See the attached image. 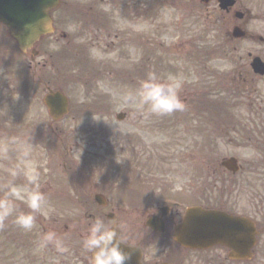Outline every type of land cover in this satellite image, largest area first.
<instances>
[{"label": "flooded vegetation", "instance_id": "flooded-vegetation-1", "mask_svg": "<svg viewBox=\"0 0 264 264\" xmlns=\"http://www.w3.org/2000/svg\"><path fill=\"white\" fill-rule=\"evenodd\" d=\"M101 1H106L109 5H114L115 2L112 0ZM137 1L138 7L142 11V13H137L138 19L142 21L138 31L122 29L114 14L93 13L95 17L90 22V27L93 33L91 48L96 50L93 58L95 67L110 70L121 69L128 61L127 51L130 48L139 51L145 49L146 3L141 0ZM233 1V4L227 8L222 7L218 0L186 1L182 4L185 14L174 19L172 23L179 33L171 45L172 51L180 55L176 58V64H183L182 67L187 69L201 67L197 74L203 87L201 94L195 95L190 92L185 97L181 96L185 110L171 114L174 125L169 127V130L174 139V149H176L175 157L172 155V159L180 162L181 172L188 180L201 181V205L204 207L205 125H195L189 117L193 114L205 117V20L207 27L215 26L216 33L219 34L218 45L221 61L228 63H231V60L234 61V67L228 73L235 85H238L242 97L239 103H235V106L238 105V109L220 111L222 119L220 134L231 136L233 133L237 137L240 136L239 138H245L244 141L247 143L238 141V146L243 144L258 148L264 140V89L258 86L259 82H264V75L258 73L257 66L252 64L255 56L259 55L264 60V51H259L257 44L258 41L264 43V25L259 27L258 24H264V0ZM120 5V3L117 4V6ZM191 6H198V8L195 10ZM88 8L101 11L94 3L89 4ZM210 22L213 24L210 25ZM233 29H236L240 36H234ZM99 51H102L101 56L98 54ZM199 53H203V55ZM183 59L185 61H182ZM32 65L31 58L29 63L27 61V71L24 72L23 69L18 71L19 77H15L10 86L8 79L0 77V110H3V107H8L10 103L21 108L23 97H25V106L29 112L31 111L33 103ZM223 72L218 80L222 98L227 94L226 70ZM190 99L191 101L194 99L193 105H187ZM190 106L191 108L188 109ZM194 107L199 109H194ZM231 119H234V125L229 124ZM140 144L144 145L142 142ZM129 153L128 151L124 176L126 181L130 182L133 179V172L130 169ZM137 154L142 157L149 152L144 149L142 154L139 151ZM221 170L222 172L215 171L211 176L216 180H225L224 173L227 172L225 169ZM256 171L257 165H255V174H258ZM245 175L239 173L238 176L231 177L243 179ZM2 185L3 182L0 178V186ZM101 190L102 192H100L106 197L107 204L93 202L92 196H95L96 193L84 191L82 194H90L86 198L87 205L84 206L86 215L84 217L70 218L69 223H66L63 217L62 221L59 218L56 223L47 220L44 224L43 233L49 230L55 231L64 240L67 248V251L60 253L51 245L45 247L49 252L51 249L52 256L57 258V264H92L93 254L83 248V240L97 218L117 230L118 239L135 250L142 264H226V262L233 261L239 264H251L264 260V209L258 205V202L264 203L263 195H252L248 205L237 204L221 207L226 212L248 217L254 222L257 231V242L252 248V258L231 260L229 258L231 250L225 245H216L205 250V248L185 247L177 242V227L183 221L187 207L178 206V203L175 202L163 205L154 200L121 208L118 202L113 200V189L109 182H105ZM124 192L143 195L144 191L125 190ZM65 195L62 192L59 193V203L62 198H65ZM2 196L3 190L0 187V197ZM49 198L48 202H50ZM17 203L21 210L28 211L23 203ZM12 219L10 217L5 221L4 226L0 227V264H33V230L25 232L19 229L11 223ZM215 249L219 251H213Z\"/></svg>", "mask_w": 264, "mask_h": 264}, {"label": "rangeland", "instance_id": "rangeland-1", "mask_svg": "<svg viewBox=\"0 0 264 264\" xmlns=\"http://www.w3.org/2000/svg\"><path fill=\"white\" fill-rule=\"evenodd\" d=\"M145 1H172L173 4L178 5L182 1L198 0ZM105 6L108 13H115V10H112L109 5ZM162 13L164 19H169L178 12L174 9H171V11L163 9ZM56 17H59L58 11L56 12ZM123 20L122 23L128 28L134 27L131 22L132 19H128L129 22H126L125 20H127V18L124 17ZM258 24L259 27L263 25L262 23ZM67 27L71 32H82L83 34L79 39L83 41L84 45H89L90 34L87 29L81 28L80 25L76 26L72 22H70ZM146 31L147 33L149 32L151 37H154V27H147ZM170 32L174 31H166L159 40L158 38L151 39L152 41L156 40L158 44L163 40L168 42V35H171ZM8 43L10 42L7 38L0 34V57L2 56L1 52L7 49ZM58 47L57 35L46 38L41 42V53L39 57H37L36 66L34 67V75L36 74L35 79L37 82L45 81L50 83L53 87L60 85L56 83L59 82V80L56 82L54 81V74L52 73L54 69L51 65L48 67L47 64L50 53L58 49ZM258 48L259 51H264V45H258ZM94 53L95 51L92 49L90 51L91 57H94ZM130 58V69H133V66L137 65L138 62L142 60L143 63H146V68L149 69L148 73L150 71L155 72L163 82H166L169 77L178 81L181 85L179 89L180 97H185L190 92V94L195 92L199 93L203 89L197 81H200L199 75L196 80L197 73L193 76L183 70L179 71L177 68L174 73L171 72L169 62H171L173 58L171 53L169 54L166 45L164 47L158 46V48L147 47L144 52H139L137 50L131 53ZM50 62L48 63L50 64ZM45 63L47 66L42 67ZM227 63L226 61L215 60L212 62V65L215 68L218 67L227 70L230 68V65ZM215 68L213 69L218 71V69ZM108 71L109 74L107 73ZM3 73L4 70L0 69V75ZM114 73L115 74L112 75L110 70L99 71L97 78H89V76L83 77L82 74L80 78L73 77V75H71V77L65 76V79L61 80V87L71 98L73 102V111L59 122H54L52 120L48 114L47 108L43 104V85L35 83L30 118L26 120L25 105H23L24 109L22 113L14 111L15 109L13 108L5 111L8 116L6 115L7 118L2 120L1 125L15 127L14 130L17 129L18 134H16V131L13 133H7L4 130L0 131L1 177L4 180L10 178L8 177L6 168L16 162L24 141L27 138H31V158L33 165L40 172V191L45 190V186L50 190H59L62 188L70 189L69 182L63 181L64 184L58 182L62 178V165L64 161L66 162L67 168L74 169L77 164L84 163L82 168L88 167L89 170L92 172L94 170L95 173L100 172L102 169L107 171L105 168L110 165L109 167H113L111 179L114 183V190H124L126 186L124 185L125 176L122 170L126 163L128 149L131 148L133 150H130L129 158L132 159L133 162H139L141 165L146 166L145 168L141 167L139 169L141 182L139 184L140 187L138 186V188L146 190L147 194L145 196L146 198L144 197L145 199H156L158 203L164 204L172 202L181 196V201L185 202L186 199L191 198L187 197L186 194L192 191L188 194L191 195L195 201L201 202V181L188 180L184 176V173L181 172V168L179 167L180 162L176 159H172L173 156L175 157L176 152L173 143L174 139L169 130V127L174 125L172 116L148 115L145 118L141 115H134L133 101H131L129 97L135 95L138 84L130 81L126 75H119L117 72ZM134 74L136 75L137 73L134 72ZM10 77L11 75H9L8 78ZM211 77L206 81L211 83L214 87L216 80ZM258 86L264 89V82H259ZM99 96L105 97L108 100L107 105L101 107H98L96 104L89 107L86 105L85 109H82L84 103L92 104ZM191 99L187 105H193L194 99L192 101ZM101 103L104 105V102ZM190 108L191 106L188 109ZM213 109H219L217 103L213 105ZM121 111L128 112V118L126 120L120 121L117 119V114ZM1 114H4V112ZM94 116L97 120L94 119ZM189 118L193 124L199 123L203 126L205 125V130L208 131V134H205V155L208 156V158L205 159L206 164H213L214 161H216L217 165L220 167V162L223 157L236 155L245 165V169L249 170L254 169L253 166L256 163L264 160V155L261 154L262 152L258 151L256 147L244 146L243 144L241 146L237 145L239 144L238 141L247 143L244 141L246 140L245 138H239L240 136L237 137L235 135L222 136L216 133L214 128L219 126L218 117H214L213 119L205 117L204 119L197 115H191ZM128 138L131 139L129 143ZM140 142H145L146 145H141ZM209 144L212 145L210 146ZM5 147L8 149V159H5L2 154ZM144 149L148 151L149 154L139 157L137 151L142 154ZM68 150H71V152L66 153ZM152 155H158L161 159H157L156 156L154 157ZM148 157H151L153 160L148 162ZM220 172H222L221 169ZM206 174L208 173L205 168V175ZM224 174L226 179L231 178L229 173ZM250 174L252 173L246 172L245 176H250ZM20 177L23 178L22 176ZM254 179H256L254 183H245L239 181L237 178L235 179L236 181H210L208 198H211L212 202L216 200L221 195L219 194L220 188L223 189L224 187L225 197L223 201L226 205H248L252 195L259 194L264 196V176L254 174ZM216 185L218 186L217 188H215ZM227 186L231 188L227 189ZM135 198H137V196L133 197V200ZM127 199L131 201L132 197L123 196L121 192L119 198H115L116 201H127ZM65 200L67 207V201L69 199ZM120 205L124 204L121 203ZM182 205L185 206V204ZM258 205L262 206L264 209V203L258 202ZM47 211L48 215H53L55 210L53 207H48L46 205L43 213H37V218L40 219L42 214L46 215ZM33 250L35 257L34 264L54 263L53 257L45 251L44 247L40 246V239L33 243ZM213 251L219 250L215 249ZM226 264L239 263L226 262ZM251 264H264V260L255 261Z\"/></svg>", "mask_w": 264, "mask_h": 264}, {"label": "clouds", "instance_id": "clouds-1", "mask_svg": "<svg viewBox=\"0 0 264 264\" xmlns=\"http://www.w3.org/2000/svg\"><path fill=\"white\" fill-rule=\"evenodd\" d=\"M180 87V83L173 78L169 77L163 82L155 72L150 71L135 95L129 97L133 101V114L146 118L148 115L165 116L184 111L185 104L179 96ZM31 150V138H27L16 162L6 168L10 178L0 186L3 190L0 197V227L11 217L16 227L30 232L36 225V214L43 213L47 205L46 194L39 190L40 172L32 163ZM7 152L5 147L2 153L5 159H8ZM20 176L25 181L23 185L15 183ZM17 202L23 203L28 211L21 210ZM117 240V230L97 218L84 237L83 248L94 253L92 264H128L131 257L121 251ZM49 245L57 252L67 251L64 240L52 230L43 233L40 241L41 247Z\"/></svg>", "mask_w": 264, "mask_h": 264}, {"label": "water", "instance_id": "water-1", "mask_svg": "<svg viewBox=\"0 0 264 264\" xmlns=\"http://www.w3.org/2000/svg\"><path fill=\"white\" fill-rule=\"evenodd\" d=\"M57 3L58 0H0V20L8 25L20 47L26 50L42 34L53 31L51 10ZM45 102L55 119L62 117L68 110V101L62 92H51ZM196 211L192 209L186 221L190 223L189 228L196 231L190 237L201 244L190 245L207 247L225 240L236 250L245 247L247 236L240 233L245 229L241 225L244 221L242 218L218 210H205L199 211L197 218L193 219Z\"/></svg>", "mask_w": 264, "mask_h": 264}]
</instances>
